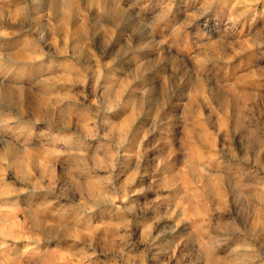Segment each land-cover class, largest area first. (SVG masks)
Instances as JSON below:
<instances>
[{"label": "rangeland", "instance_id": "1", "mask_svg": "<svg viewBox=\"0 0 264 264\" xmlns=\"http://www.w3.org/2000/svg\"><path fill=\"white\" fill-rule=\"evenodd\" d=\"M131 2L96 0L101 9L79 12L77 18L62 0H0L1 44L16 35L21 46L36 42L40 52L27 69L25 59L2 58L9 51L1 47L0 102L10 105H0V114L11 119L0 125L21 129L24 120L33 119L37 142L55 166L47 187L55 186L63 196L52 200L50 220H56L44 223L58 230H96L111 238L113 249L104 252L103 245L96 249L38 231L35 242L4 234L0 244L14 255L16 245L26 252L36 244L40 264L51 258L53 264H264V0H137L152 9L140 11L149 20L173 12L174 18L192 22L175 27L167 19L141 28L129 25L139 13L129 10ZM115 9L120 11L116 23L107 12ZM77 21L86 23L84 29ZM137 31L142 50L136 47ZM216 36L238 41L239 55L230 68L239 64V73L229 74L224 83L212 76L180 75L182 60L171 61L164 43L188 51L189 45L177 42ZM188 77L209 81L208 86H261L259 106L246 107L247 128L217 130L222 117L214 112L212 131L192 139L191 148L185 133L189 124L181 115L185 102L169 88L155 92L165 97L148 96L151 85L178 86ZM70 131L79 142L72 143ZM76 143L75 152H63ZM74 153L78 164L64 155ZM17 166L16 178L33 184L29 171ZM44 169L38 168L37 183L50 175ZM6 177L11 180V172ZM68 216H75L69 226ZM105 226L115 228L112 235L102 231ZM11 262L0 258V264ZM28 262L26 257L21 264Z\"/></svg>", "mask_w": 264, "mask_h": 264}, {"label": "crops", "instance_id": "2", "mask_svg": "<svg viewBox=\"0 0 264 264\" xmlns=\"http://www.w3.org/2000/svg\"><path fill=\"white\" fill-rule=\"evenodd\" d=\"M65 1L62 0V3L67 6V9L71 8V10L74 12L73 16L76 17L77 14V18L78 16H80L79 12L101 9L99 7L96 8V0H72V2H70L69 0ZM144 4L145 2L139 3L137 2V0H132L130 5L128 6L129 10L131 11H139V13H134V17L132 18V20L130 19V26L132 25V27L137 28L147 26H161L165 23V21H167V19H173L171 20V24L175 27H181V25L189 26L192 23L191 21H180V17L174 18L176 14L173 17V12L169 14L163 13L161 16H157L149 20L148 17L142 16L143 13L140 12L152 10L149 9V5ZM109 6L111 7V5ZM93 21H97L95 20L94 15ZM78 24L82 27V29H84L86 25V23H81L77 21V25ZM134 36L137 38L136 47L139 46L142 50V45L144 43V40L142 41L141 39L142 35H139L137 31V35L135 34ZM14 37L15 38H13L11 41L4 40L2 44L0 42V51L1 47L3 48V50L8 49L9 51L8 55L3 54L2 58L11 60L23 58L27 61L26 62L22 60L23 63H25L24 66L27 67V69L33 68L30 64V61L35 55H37V53H40L39 51L35 50L36 42H34L35 45L28 42V44H23V46H21V41L16 39V35H14ZM204 39L205 40H198L199 43L198 41L192 42L190 41V39L188 40V42H185L184 40H179L177 42L178 47H182L183 45H189L191 48L188 51H179L177 50L175 45L173 49L170 46L168 47L167 43H164L165 47H167V55H171V61L174 58H176L178 62L179 60H182L181 63H183V66L180 68V75L185 73H193L195 75H202L203 78L206 79H208V77L206 76H212L211 79H215L217 82L224 83V81L228 80L226 78L229 74L239 73L237 69L242 67L239 64L233 65L230 68L232 64L231 59H233L234 56L239 55V53H236L238 51H235L239 49V45H234V43H238V41H229L228 38L223 39V37L219 36L211 38L207 37ZM240 43H242V41ZM63 48L66 50H69L70 48L74 49V47H69L67 45L63 46ZM145 48L148 49V47ZM57 49L58 52L63 50L62 47H58ZM76 49L77 51H79L78 46ZM241 50L243 51L242 53H244L245 49ZM133 53L134 58L140 57V55L136 54L135 50L133 51ZM53 56H56V54L51 55V57ZM141 56H143L142 52ZM82 57H85L84 53ZM166 62H170V60H166ZM170 64L172 65V62ZM186 64L187 66H185ZM187 67L189 71H187ZM170 72L171 74L172 72H174V65L171 66ZM217 76L226 77L218 78ZM243 78L244 77H240V81H242ZM198 83H201V85L203 86H196ZM208 85H210L209 81H205L202 78H197L195 82L193 80H189V82H184L178 86L165 87L151 85L148 88V91H150V94L148 96L151 98H154V96L165 97V94L159 95L155 92H159L163 89L169 88L174 92V98L185 102L183 107L181 108V115L184 121L188 122L189 124L185 129V133L188 134L186 135V137H188L189 139L188 145L191 148H193L192 139H200L203 136L204 138H206L207 136L204 133L207 131H212V123H214L212 116L214 112H216L217 115L222 117L220 119L217 118V121H221L220 123H218L220 125L216 127L217 130L223 128L226 130L242 131L247 128L244 123L246 107L254 106V104L258 105V102L260 101L261 86ZM5 88L10 89L9 87L1 86V89ZM212 104H214L215 106L214 109L210 107ZM0 105L9 106L10 104H6L2 101L0 102ZM203 116H208V119L207 117L202 118ZM9 117L10 115L0 114V124H3L4 121H7L5 119H11ZM17 118L21 120V116ZM32 122L33 119L31 118H29L28 121L24 120L23 123L25 125H23L21 129H17L20 128V125H0V235L7 234L6 236H8L10 234H18V239H23V236H25L29 239V241L33 239V242H35V237L38 232L33 226V224L35 223L34 221H37L39 219L42 222H48L50 217H52V200L54 199V197H60L63 195L59 193V190L55 188V186L54 188L47 187L50 183V177L54 176L53 168L55 166L49 163L50 160L48 156L43 152L45 150L44 146L40 145L37 142V131L35 129H32ZM33 128H35V126ZM192 132H196V134L191 135ZM70 137L72 139V143L74 142V139H78L77 142H79V140L81 139L80 136L77 135L74 131H70ZM76 146L77 143L73 144L72 147H65L66 149H64L63 152L65 153L67 150L75 152V148H77ZM75 154L76 153H74L73 155H64L66 156V160L69 161L72 159L74 161L73 163L78 164L81 159ZM31 163L34 164V168H32V166L30 165ZM48 163L50 165H48ZM16 165L20 166V168L22 167L23 169L29 171L28 177L31 179V181H33V184L28 186L24 182L16 178ZM37 168H45L46 171L50 173L49 176H46L38 183ZM59 170L62 171V169L60 168ZM8 172H11L12 174L11 180H8L6 177V173ZM53 180L54 179H51L52 182ZM36 186L42 187L40 189H37ZM93 192L98 193L95 190H93ZM61 219H59L60 223L65 222ZM111 220H113L112 223L115 224V216ZM110 221L109 223H111ZM112 223L110 224V226H112ZM42 234L46 235L44 232ZM33 235L35 236L33 237ZM16 246L13 247L16 252V254L14 255L13 252L9 251V248H6L3 244H0V258H2V260L11 259L12 261H14L13 263L11 262L7 264H21L22 260L28 257V260L30 261L28 262V264H37V250L33 249L35 245L33 248L28 247L27 250L25 249L26 252H24V249L16 248ZM15 257H17L18 260L17 258L15 259Z\"/></svg>", "mask_w": 264, "mask_h": 264}, {"label": "bare ground", "instance_id": "3", "mask_svg": "<svg viewBox=\"0 0 264 264\" xmlns=\"http://www.w3.org/2000/svg\"><path fill=\"white\" fill-rule=\"evenodd\" d=\"M51 5H52V8H53V4L51 3ZM108 12V15H109V17H111V21H113L114 20V22L116 23L118 20H119V15H120V11L118 12V10L117 9H115V10H113L112 12L111 11H107ZM56 13V12H55ZM104 15V14H103ZM57 17H59V15L57 14L56 15ZM73 19V18H72ZM59 30V29H58ZM176 34V33H175ZM178 35V34H177ZM180 37L181 38H186L187 36H181L180 35ZM174 38H177V36H175L174 35ZM185 46V45H184ZM210 48V47H209ZM185 50V49H184ZM212 51V50H211ZM222 53V52H221ZM204 56V55H203ZM23 59V58H22ZM21 59V60H22ZM20 60V59H19ZM177 71V70H176ZM186 71V70H185ZM189 71V70H188ZM178 72V71H177ZM173 74H175V73H173ZM178 78V77H177ZM189 78V77H188ZM191 78H189V80H190ZM178 79H176V81H177ZM195 80V79H194ZM71 82H72V80H71ZM179 82V81H178ZM177 82V83H178ZM189 82V81H188ZM190 83H192V82H190ZM199 84V85H198ZM196 86H203V85H201V83H198ZM196 89V88H195ZM4 93V92H3ZM5 96V95H4ZM20 97V96H19ZM2 99H3V97H2ZM6 99V98H5ZM10 99V98H9ZM8 99V100H9ZM14 100V99H13ZM18 100V99H17ZM9 101H7V102H5V103H8ZM13 103V102H12ZM38 105V104H37ZM46 106V105H45ZM41 107H43V106H41ZM36 108V107H35ZM39 109H42V108H39ZM45 110V109H44ZM39 111V110H38ZM37 111V112H38ZM34 112V111H33ZM202 137V136H201ZM203 141V140H202ZM17 163V162H16ZM30 163V162H29ZM30 165H33V163H31ZM18 167V169H21L20 168V166H17ZM38 169V168H37ZM43 171H45V169L43 170ZM44 173H46V171L44 172ZM217 178V177H216ZM78 184H80V183H78ZM95 205V204H94ZM105 206H108V205H105ZM110 206V205H109ZM103 207H104V205H103ZM65 211V210H64ZM64 213V212H63ZM73 213V212H72ZM112 214V213H111ZM63 215V214H62ZM73 215H75V213L73 214ZM66 216V215H65ZM75 217V216H74ZM73 216L72 217H70V219L71 218H74ZM118 217V216H117ZM66 218V217H65ZM69 216H68V219H66V225L67 226H69L70 224V222H69ZM75 219V218H74ZM73 219V220H74ZM56 220V219H55ZM54 219L53 220H50L49 219V221H51V222H53V221H55ZM48 221V222H49ZM71 221V220H70ZM35 223L33 224V226H34V228L38 231V232H40V231H42V232H40V233H45L46 235H48L49 237H53V238H61V237H65V236H67V237H71V238H74V239H77V240H79V242L81 243V245H83V246H87V247H93V248H98L100 245H103L105 248L104 249H102V250H104V252L105 251H108V252H110L112 249H113V246L110 248V241L109 240H111V238H109L108 236L106 237H104V236H101V235H98V231H96V230H92V232H90V233H83V232H81V231H78L77 229L76 230H73V229H70L69 227L68 228H64V229H59L58 230V228H56L57 227V225L56 224H54V225H52V226H47L44 222H42V221H40L39 219L37 220V221H34ZM72 222V221H71ZM50 223V222H49ZM55 223H57V222H55ZM74 223V222H73ZM59 224H61V223H59ZM63 224V223H62ZM61 224V225H62ZM75 224V223H74ZM51 225V224H50ZM65 225V224H64ZM63 225V226H64ZM59 227H60V225H58ZM71 227H73V226H71ZM80 229V228H79ZM95 229V228H94ZM102 231H105L104 233H109V235H112V232L113 231H115V228L114 227H108V226H105V228L102 230ZM12 235V234H11ZM111 237V236H110ZM56 238V239H57ZM38 240V239H37ZM36 240V241H37ZM112 241V240H111ZM101 242V243H100ZM36 245V244H35ZM102 246V247H103ZM100 248V247H99ZM36 249V248H35ZM103 252V251H102ZM114 253V252H113ZM47 254V253H46ZM52 254V253H51ZM86 254V253H85ZM40 255V254H39ZM93 255V254H92ZM120 255V254H119ZM53 257V256H52ZM124 256H122V258H123ZM60 258V257H59ZM82 258V257H81ZM84 258V257H83ZM125 258V257H124ZM123 258V259H124ZM43 259V258H42ZM85 259V258H84ZM39 260V259H38ZM53 258H51L50 260H49V262H44L43 260H42V262H41V264H53ZM91 260V259H90ZM46 261V260H45ZM40 262V261H39ZM38 262V263H39ZM91 262V261H90ZM40 264V263H39Z\"/></svg>", "mask_w": 264, "mask_h": 264}]
</instances>
